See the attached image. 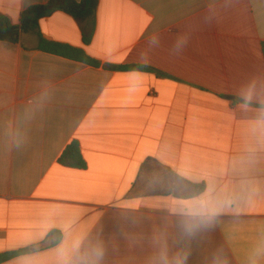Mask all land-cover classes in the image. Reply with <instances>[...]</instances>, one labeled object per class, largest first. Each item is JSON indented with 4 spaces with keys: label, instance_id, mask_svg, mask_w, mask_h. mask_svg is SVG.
Returning <instances> with one entry per match:
<instances>
[{
    "label": "crops",
    "instance_id": "obj_1",
    "mask_svg": "<svg viewBox=\"0 0 264 264\" xmlns=\"http://www.w3.org/2000/svg\"><path fill=\"white\" fill-rule=\"evenodd\" d=\"M85 28L0 41V255L28 250L2 264H264V0H99Z\"/></svg>",
    "mask_w": 264,
    "mask_h": 264
},
{
    "label": "trees",
    "instance_id": "obj_2",
    "mask_svg": "<svg viewBox=\"0 0 264 264\" xmlns=\"http://www.w3.org/2000/svg\"><path fill=\"white\" fill-rule=\"evenodd\" d=\"M98 5L99 0H82L81 2L75 0H50L45 5H36L27 9L22 15L21 25L19 26L14 25L8 17L0 14V41L17 44L21 40L22 33L36 31L38 29L41 19L48 17L57 11H64L86 23L84 41L86 44H89L95 30V17ZM39 46L41 49L55 54L69 55L70 53H75L78 58L86 63L94 65L98 64L82 51L55 43H48L42 38H40ZM59 163L66 167L76 169H84L86 167V162L78 142L72 143L65 150ZM27 251L28 250H21L18 252L1 254L0 264L14 259Z\"/></svg>",
    "mask_w": 264,
    "mask_h": 264
}]
</instances>
